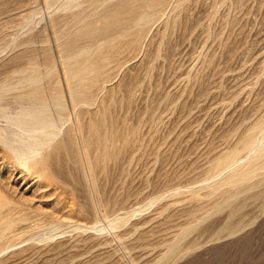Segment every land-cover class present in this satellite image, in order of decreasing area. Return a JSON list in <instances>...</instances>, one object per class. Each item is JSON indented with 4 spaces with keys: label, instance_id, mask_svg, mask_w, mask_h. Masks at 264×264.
I'll use <instances>...</instances> for the list:
<instances>
[{
    "label": "rangeland",
    "instance_id": "1",
    "mask_svg": "<svg viewBox=\"0 0 264 264\" xmlns=\"http://www.w3.org/2000/svg\"><path fill=\"white\" fill-rule=\"evenodd\" d=\"M261 138L264 0H0V264H264Z\"/></svg>",
    "mask_w": 264,
    "mask_h": 264
},
{
    "label": "bare ground",
    "instance_id": "2",
    "mask_svg": "<svg viewBox=\"0 0 264 264\" xmlns=\"http://www.w3.org/2000/svg\"><path fill=\"white\" fill-rule=\"evenodd\" d=\"M164 13V12H163ZM166 13V12H165ZM164 13V14H165ZM161 16V15H160ZM134 21V20H133ZM92 54V53H91ZM90 54V55H91ZM89 55V54H88ZM88 58V57H87ZM88 61H90V60H88ZM91 63V62H90ZM24 77V76H23ZM20 79H21V77H20ZM35 80V79H34ZM21 82V81H20ZM25 82V81H24ZM27 82H29V81H27ZM26 82V84H29V83H27ZM29 85H31V84H29ZM30 87V86H29ZM31 87H33V84L31 85ZM28 96H29V93H28ZM54 96V95H53ZM83 97V96H82ZM74 98V97H73ZM98 98V97H97ZM57 102H58V100L57 99H55ZM30 103V105L29 106H27V107H25V108H23L21 111H19V112H17V111H15V112H17L18 113V115L17 116H15V117H11V119H10V121L12 122V123H14V121H16V118H19V121H20V123H18V125L20 126V127H23V128H31V129H34V130H40L41 132H38V133H33V134H26L25 136H29L30 138H27L26 140L27 141H25V146H26V148L28 147L29 148V145L30 144H32V147L34 146V148H35V146L37 145L35 142H34V140L33 139H35V138H37L38 136H49L50 134H51V132H50V130H51V127H52V125H51V123L49 122V120H48V118H46V116H44V114H43V109H44V105H43V103H40V104H37V102H33V101H31V102H29ZM75 103V102H74ZM34 104H37V105H34ZM67 104V103H66ZM56 105H57V103H56ZM60 105V104H59ZM78 105V104H77ZM96 105V104H95ZM61 106V105H60ZM79 106V105H78ZM67 107V106H66ZM65 107V108H66ZM76 107V106H75ZM263 118V117H262ZM261 120V119H260ZM17 125V126H18ZM263 128V127H262ZM261 128V129H262ZM258 132H259V130H258ZM253 133H255V132H253ZM256 134V133H255ZM259 138V137H258ZM21 141V139H17V141ZM2 141H3V143L4 144H6L7 145V139L6 138H3L2 139ZM22 142V141H21ZM34 142V143H33ZM79 145V144H78ZM246 147L248 148V151H249V153L250 154H254V153H256V152H258V151H260L263 147H264V139L263 138H261V140H249V141H246ZM79 147V146H78ZM85 148V147H84ZM25 151H28V150H24V149H21V150H19V154H21V153H24ZM34 151H35V149H34ZM86 151V150H85ZM29 152H31V150H29ZM248 154V153H247ZM249 154V156H251ZM86 156V155H85ZM262 156V155H261ZM252 157V156H251ZM257 157H259V155L257 156ZM254 159L256 158V157H253ZM247 159V158H246ZM244 162V161H243ZM247 162V161H246ZM236 163H238L237 161H236ZM235 164V163H234ZM243 164H246V163H243ZM232 165V164H231ZM238 165V164H237ZM233 166V165H232ZM238 166H242V165H238ZM85 168V167H84ZM229 168V167H228ZM227 168V169H228ZM231 176H233V175H231ZM244 178V177H243ZM263 185V184H262ZM236 204V203H235ZM11 218V217H10Z\"/></svg>",
    "mask_w": 264,
    "mask_h": 264
}]
</instances>
